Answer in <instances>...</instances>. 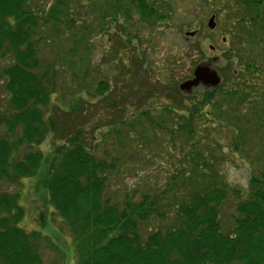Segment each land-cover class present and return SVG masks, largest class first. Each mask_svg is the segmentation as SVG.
<instances>
[{"label": "trees", "instance_id": "obj_1", "mask_svg": "<svg viewBox=\"0 0 264 264\" xmlns=\"http://www.w3.org/2000/svg\"><path fill=\"white\" fill-rule=\"evenodd\" d=\"M214 1L232 2L223 38L231 80L197 97L182 93L171 71L157 76L163 88L146 93L135 79H95L98 39L135 16L149 27L167 22L170 0H0V186H19L47 166L44 189L72 236L75 264H264V0ZM117 33L131 41L127 28ZM130 59L121 58L123 69ZM95 131L107 133L91 146ZM51 135L46 158L40 147ZM143 143L153 159L162 144L172 169L119 201L113 180L132 173L126 150ZM225 147L254 167L246 190L226 176ZM229 197L237 204L224 232ZM21 200L0 194V264H43V234L22 227Z\"/></svg>", "mask_w": 264, "mask_h": 264}, {"label": "rangeland", "instance_id": "obj_2", "mask_svg": "<svg viewBox=\"0 0 264 264\" xmlns=\"http://www.w3.org/2000/svg\"><path fill=\"white\" fill-rule=\"evenodd\" d=\"M207 1L170 0L169 3L173 6V13L167 22L156 27H149L141 22L137 16L134 17V20L129 25L122 24L119 28L111 26L109 35L106 37L109 40L104 42L102 39H98V46L92 48L91 60L93 63L98 64V69L96 70L98 73L94 72V74L96 73L95 79L99 80V78L107 76L112 81L123 82L127 80L129 84L131 83L130 80L135 79V83H139V91L146 93L147 91H154L156 88L161 89L164 87L163 85H158L157 76L160 77V73L164 74L171 71L174 74L173 82L180 85L194 78V72L198 66L206 65L218 72L223 85L228 84L231 80V75L227 72V62L224 58L228 44L225 43L223 38L226 37L224 34L225 23L230 18L228 17L230 13L225 11V9L232 2L226 3L224 1L225 4L222 5L214 0ZM211 17H215L217 24L214 30L208 27ZM122 28L128 29V35L131 38L130 42L127 37L122 38L118 35L117 32L120 35L122 34ZM186 34L192 35L187 36ZM138 37L140 40L137 39ZM51 47H53L52 50H45L43 54L47 61H52L56 55V45H48L49 49ZM126 53L129 54L131 59L128 65L129 68L123 69L121 67V58H124ZM72 58V56L69 57V62ZM144 63L145 68L142 67ZM141 78H147L148 86H145V80L141 83ZM172 87L173 85L171 84L170 88ZM204 88L199 86L194 89L191 95L198 97ZM128 94H131L130 90ZM3 95L5 94L0 87V98H3ZM83 97L86 99V96ZM57 100L59 98H53V103H56ZM65 100L70 102L72 96L66 95ZM135 101L137 102V100ZM160 101L163 103L168 102L165 98L160 99ZM130 106L131 104L128 102L126 107L129 108ZM54 107L55 105L51 104L50 109L53 111ZM56 113L58 112L56 111ZM120 113L122 112L117 114ZM100 118L98 115V124H102ZM87 126L90 129V125L87 124ZM87 126L86 128L88 129ZM106 133L101 132L98 134L97 131L90 133L88 138L89 141H92L91 146L97 142H103L96 139ZM54 141L55 138L51 135L40 147L46 158L53 155ZM157 145V148L156 145L152 147L155 155H157L155 159L147 157L148 154L146 153L150 146L148 149L145 143L141 144L139 148L126 150L128 156L133 159L131 162L133 170H131L132 173L130 175L117 176L113 180L110 190L112 197H118L119 201H122L126 190L139 189L140 191H145L147 188L157 185L159 182L161 183V176L172 169V162L169 158L170 153L168 155L167 152H162L164 146L160 143ZM96 149L97 157L104 158V145H98ZM109 150L111 151L112 149ZM223 152L228 154L224 169L229 182L236 188L246 190L250 172L254 170V167L247 161L242 160L238 155L230 153L227 147L223 149ZM137 172L138 176H136ZM47 174V166L43 165L34 178L21 181L19 186L8 185L7 183L2 184L0 186V194L6 192L20 193L22 198L21 206L26 214L22 227L29 233L41 231L43 234L39 245L43 264H75L72 255V236L66 225L48 203V197L44 189ZM236 204L237 200L229 197L227 203L222 207L221 223L224 232L233 229L232 220Z\"/></svg>", "mask_w": 264, "mask_h": 264}, {"label": "water", "instance_id": "obj_3", "mask_svg": "<svg viewBox=\"0 0 264 264\" xmlns=\"http://www.w3.org/2000/svg\"><path fill=\"white\" fill-rule=\"evenodd\" d=\"M215 17H211L208 23V27L211 30L216 28ZM192 34H187L191 36ZM221 84V77L216 70L210 66L200 65L194 72V78L187 80L180 84L179 89L182 93L190 95L194 89L199 86H203L206 89L217 88Z\"/></svg>", "mask_w": 264, "mask_h": 264}]
</instances>
